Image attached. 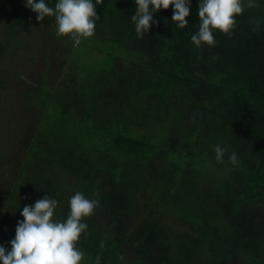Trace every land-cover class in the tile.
<instances>
[{
	"label": "trees",
	"instance_id": "obj_1",
	"mask_svg": "<svg viewBox=\"0 0 264 264\" xmlns=\"http://www.w3.org/2000/svg\"><path fill=\"white\" fill-rule=\"evenodd\" d=\"M93 3L95 34L74 46L54 17L0 0V134L22 146L0 151V245L24 206L55 199L62 221L80 191L100 201L77 244L82 264H264V0L200 48L199 0L186 28L170 5L142 39L134 0ZM90 42L96 67L74 57ZM26 46L43 63L35 82L15 76Z\"/></svg>",
	"mask_w": 264,
	"mask_h": 264
},
{
	"label": "clouds",
	"instance_id": "obj_2",
	"mask_svg": "<svg viewBox=\"0 0 264 264\" xmlns=\"http://www.w3.org/2000/svg\"><path fill=\"white\" fill-rule=\"evenodd\" d=\"M102 2L95 0V5ZM24 3L36 14L37 21L54 17L57 35L69 38L74 46L95 34L99 16L93 0H56L54 7L49 6L48 0H24ZM134 3L136 12L131 21L137 38L142 39L156 23L153 14L167 10L170 5L177 29H184L189 23L186 18L191 13V0H134ZM255 6V0H199V26L191 36L192 44L196 48L215 47V33L230 36L245 7ZM214 151L217 162L223 163L228 149L218 144ZM229 161L232 165L239 163L235 152ZM96 197L90 199L80 191L75 192L69 200L68 215L62 221L54 219L58 207L55 199L45 197L32 206H24L20 212L23 219L17 221L10 248L0 246V264H82L85 254L77 244L88 228L85 218L100 206L98 193Z\"/></svg>",
	"mask_w": 264,
	"mask_h": 264
},
{
	"label": "rangeland",
	"instance_id": "obj_3",
	"mask_svg": "<svg viewBox=\"0 0 264 264\" xmlns=\"http://www.w3.org/2000/svg\"><path fill=\"white\" fill-rule=\"evenodd\" d=\"M46 40H51L50 37H48ZM102 48H104L103 52L102 53H99V56L100 57H104L107 61V63H110L111 61V57L114 55V54H108L107 52H112V50L110 49V47H106L107 45H103V44H100ZM87 48H82V47H78L76 50H75V54H74V57L79 59V62L81 63V65H88L90 66L91 65H94L96 67L95 64H97V62L95 63V61H97V52L95 51H91V49L89 48V46H91V42L86 45ZM27 52V55H25L23 58H20L18 59V61L23 65L25 66V68L27 69L26 72H24L25 70L23 69V72H19V73H16V75H19L20 73H26V77H28L29 79H31L33 82L34 79L35 80H38L40 78V72L39 70L43 67V63L39 62L40 60V57L36 58L35 60V57H31L30 53L32 54V49L29 47V46H26L24 48ZM105 51V52H104ZM107 51V52H106ZM19 62H18V65H19ZM30 64H34V66H31ZM100 65V64H98ZM36 70V72H35ZM33 78V79H32ZM53 85H57L56 83H54ZM7 94V93H5ZM18 107L20 105H17ZM18 113V118L19 119H22V117L20 116V113ZM20 122V121H19ZM1 134H0V139H1ZM18 147V148H21V143L18 141V143L15 144V138L11 135H4L1 139V143H0V151H3V152H6L10 149H12L13 147ZM11 153L16 156L15 154V151H11ZM8 160H10V157H8ZM9 161H7L5 167L6 169H11V162L8 164ZM0 246H3L5 247L6 249L10 248L9 245H0Z\"/></svg>",
	"mask_w": 264,
	"mask_h": 264
}]
</instances>
